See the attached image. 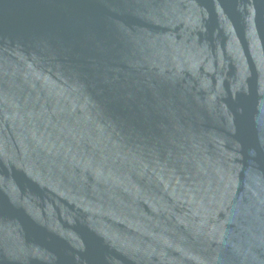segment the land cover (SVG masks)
Listing matches in <instances>:
<instances>
[{"label": "water", "instance_id": "water-1", "mask_svg": "<svg viewBox=\"0 0 264 264\" xmlns=\"http://www.w3.org/2000/svg\"><path fill=\"white\" fill-rule=\"evenodd\" d=\"M0 264H264V0H0Z\"/></svg>", "mask_w": 264, "mask_h": 264}]
</instances>
